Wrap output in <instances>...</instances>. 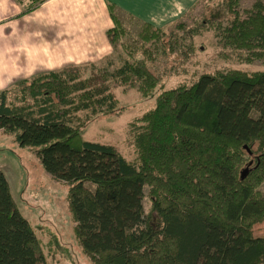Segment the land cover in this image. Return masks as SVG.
<instances>
[{"label": "trees", "instance_id": "1", "mask_svg": "<svg viewBox=\"0 0 264 264\" xmlns=\"http://www.w3.org/2000/svg\"><path fill=\"white\" fill-rule=\"evenodd\" d=\"M14 1L27 13L44 0ZM196 4L160 31L174 36L182 27L190 41L211 31L225 59L264 60L263 32L250 49L233 32H261L260 1L240 12L237 0H225L216 18L184 24ZM107 37L115 50L118 29ZM118 87L154 99L129 126L132 162L82 139L91 118L120 116ZM0 130L34 149L42 169L67 186L74 235L91 264H264V237L252 232L264 220V71L217 70L165 89L143 61L113 71L72 65L0 90ZM0 264H45L1 171Z\"/></svg>", "mask_w": 264, "mask_h": 264}, {"label": "rangeland", "instance_id": "2", "mask_svg": "<svg viewBox=\"0 0 264 264\" xmlns=\"http://www.w3.org/2000/svg\"><path fill=\"white\" fill-rule=\"evenodd\" d=\"M224 1L200 0L183 23L192 25L193 22L216 18V15H220ZM237 1L240 12L250 9L256 1H260L264 6V0ZM260 22L262 30L256 34L233 30L243 47H255L260 34L264 33V22ZM117 29L119 38L112 56L95 65L108 67L113 71L125 61H143L151 73L162 79L165 89L191 84L199 76L213 74L217 70H237L247 74L264 71V60L246 64L234 58L222 57L220 54L223 51L211 31L203 32L190 41L184 37L182 27H179L174 37L173 28L167 31L153 30L136 21L120 19ZM189 44L193 45L191 54L186 52V46ZM112 91L122 113L120 116L101 114L91 118L82 133V139L113 146L122 157L132 162L135 159V151L129 126L154 106V99L144 98L135 90L126 87L114 88ZM158 93L157 90L156 94ZM84 116L85 114L80 115L81 118ZM252 159L254 156L247 159V162ZM0 171L8 182L19 213L27 220L35 234L45 264H91L74 235L75 224L68 211L67 186L52 179L42 169L34 149L19 147L13 136L2 130ZM257 190L264 198V182ZM148 192L147 186L144 188L143 200L145 214H148L151 208ZM252 232L254 237H264V220L254 224Z\"/></svg>", "mask_w": 264, "mask_h": 264}, {"label": "crops", "instance_id": "3", "mask_svg": "<svg viewBox=\"0 0 264 264\" xmlns=\"http://www.w3.org/2000/svg\"><path fill=\"white\" fill-rule=\"evenodd\" d=\"M198 1L44 0L23 13L14 0H0V89L17 79L107 60L113 54L107 32L120 19L161 30Z\"/></svg>", "mask_w": 264, "mask_h": 264}, {"label": "bare ground", "instance_id": "4", "mask_svg": "<svg viewBox=\"0 0 264 264\" xmlns=\"http://www.w3.org/2000/svg\"><path fill=\"white\" fill-rule=\"evenodd\" d=\"M42 52V51H41Z\"/></svg>", "mask_w": 264, "mask_h": 264}]
</instances>
